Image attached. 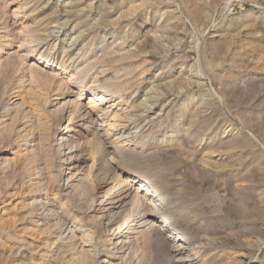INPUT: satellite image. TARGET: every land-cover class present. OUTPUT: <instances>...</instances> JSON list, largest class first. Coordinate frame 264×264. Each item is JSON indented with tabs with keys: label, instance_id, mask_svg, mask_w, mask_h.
I'll list each match as a JSON object with an SVG mask.
<instances>
[{
	"label": "bare ground",
	"instance_id": "6f19581e",
	"mask_svg": "<svg viewBox=\"0 0 264 264\" xmlns=\"http://www.w3.org/2000/svg\"><path fill=\"white\" fill-rule=\"evenodd\" d=\"M43 1L0 0V264H264V157L247 151L253 141L264 143L262 54L243 60L234 39L217 34L172 58L193 61L203 85L170 72L155 85L143 80L152 38L171 27L175 8L158 14L162 22L152 30L148 15L164 0H99L97 7L79 0L51 12ZM181 3L193 23L209 26L215 0ZM100 8L88 24L87 13ZM81 20L76 47L50 33L53 24L60 30ZM137 21L144 38L132 49L125 38ZM101 28L127 29L126 37L92 53ZM147 83L153 97L145 94V102H154L130 103ZM181 88L187 101L177 112L183 123H198L200 149L188 130L164 140L168 112L142 116L158 102L164 108ZM217 102L236 112L253 141L226 126ZM133 111L140 113L135 122ZM137 123L147 129L129 132ZM156 132L161 144L150 147ZM173 157L180 167L155 162Z\"/></svg>",
	"mask_w": 264,
	"mask_h": 264
},
{
	"label": "rangeland",
	"instance_id": "374dc122",
	"mask_svg": "<svg viewBox=\"0 0 264 264\" xmlns=\"http://www.w3.org/2000/svg\"><path fill=\"white\" fill-rule=\"evenodd\" d=\"M98 1L99 0H80V3L85 2V4H87V3L89 4V2H91V4L93 6L95 5L97 7L98 6ZM139 1L141 2V1H145V0H138V2ZM149 1L150 0H148V2ZM151 1L155 2V1H159V0H151ZM43 2H44L43 6L46 5L44 10L47 11L49 9L48 11L51 12V9L53 10L54 7H63L64 5H66V6L63 7L64 9H66V10L70 9L71 10L72 7L77 6L76 4H78L79 0H74V1H72V0H59V1L58 0H50L49 2H48V0H46V1L44 0ZM181 2H182V0L181 1L180 0H164V2L162 4H154V6L152 5L151 11H150L152 14L150 13L148 15V17L151 16L150 17V18H152L151 21H153L152 22L153 24L151 23V25H152L151 29L152 30L153 29L154 30L158 29L159 24L162 22V19H159V17H158V14L162 13V11H166V10L168 11V9L172 10L173 8H175L174 9L175 10V18H177V19H174V21H172V25H171L170 28H164L163 30H159L158 33L156 35H154V36H156V37H154L155 40L152 38V40H153L152 48L154 49V50L152 48L150 49L151 50V56H152L150 58V61L151 60L152 61L150 63L151 65L148 68L149 70L143 76V80L144 81L147 80V82L150 83L153 80H155V82H154L155 85L158 84V83L161 84L163 82L160 79V76H162L164 73L168 74V72H170L171 73L170 76H173V75L175 76L177 73H178V75H184V76L186 75V77L190 76V78L192 76H194L191 79L193 81H195L196 83L199 82L197 84L203 85L204 82H205V80L203 79L204 76H200V72H198L199 69L196 66V64L193 61H186V60H185V62L183 60V65H181V63H173V60L176 59L174 56L175 55L176 56H178V55L182 56L183 53H184L183 51H187V50H189V52L192 51L191 48H193L196 43L202 44V43H205V42H209L208 40H210L212 36H217V34L218 35L219 34H223L224 35L226 33L229 34L230 37L232 39H234L233 40L234 41V46L232 47L233 51H236L240 56L246 57V58H242L243 60L247 59V58L248 59L249 58L250 59H253V58L255 59V57L256 58L257 57H261V54L264 57V55H263L264 52H262V51H264V0H215V3H216L215 6L216 7L214 8L213 12L210 11V24L204 30L201 29L200 27H198L195 23H193L192 20H190L188 18V16L190 17V15L188 13L189 11H187L188 8L186 7V5H184V4L182 5ZM203 2L205 4H208L209 0H207V1L203 0ZM118 4H119V1H117L113 5V8H116V9L112 12L113 14L111 13L112 14V18H114L116 16H118V18H119V16L121 15L120 14L121 10L119 9V8H121V5H118ZM100 9L99 10L95 9L91 13H87L88 14L87 15L88 19H85V21L88 24L95 23V21L93 19L95 17H98V15L101 13L100 11H102V8H100ZM181 10H183V11H181ZM118 13H119V15H118ZM40 16L41 15H39L38 17L40 18ZM62 18H61L59 23H63V22L65 23L66 22L65 21L66 17L64 16ZM159 20H161V21H159ZM82 22H84V20L79 21L78 22L79 25H78V23L75 24V22L71 23L69 21V22H67V29L62 28L60 30L58 29L59 27L57 25L53 24V25H51L52 28L50 27L49 30H50V33L53 32L52 34L56 35L58 38H61V40H64L62 42V44L64 46H67V44L69 46L70 43L74 42L75 43V47H76V45H78V43L81 42L80 38L79 39H75V37L78 34L77 33L78 29L83 28L82 25H81ZM139 23L141 24L140 21H137L136 23H134L136 25H134L135 27L133 26V30L134 31H131L132 32L131 34H133L131 36V37H133L132 39H131V37H128V34H127V37H126L127 29H125V30L124 29L123 30H120V29L116 30L115 29V31L114 30H110L109 31L107 29H102V28L99 29L97 31V35H96L97 36L96 38H97L98 41H97L96 46H95L94 50L92 51V53L101 52L103 49L106 48L108 43L110 44L111 41H113L114 39L119 38L120 36L123 37L124 35L126 37L125 38L126 39V43L129 44V46L133 45V46H131L132 49L136 48V46H135L136 43H138L140 41V39L142 40V38H144L143 34H142V31L144 30V25L140 29L139 28V25H140ZM73 24H74V26H73ZM72 26L74 28H76L74 31H70L72 29ZM82 30H84V29H82ZM135 30H137V31L135 32ZM202 30L205 31V32H203ZM120 31H121V33H120ZM165 31H166V33H165ZM112 33H113V35H112ZM123 33H125V34H123ZM104 35L106 37L105 40H104L105 42L102 40ZM150 35H151V33H150ZM177 38L178 39L180 38V40H177ZM174 39H176V40H174ZM118 40H120V39H118ZM134 41H136L135 44L133 43ZM58 42H59V40H58ZM58 42H57V45L55 46V49L52 50V54H54L56 52H59V50H60L59 47L61 45ZM120 42H121V40H120ZM42 44H45V43H42ZM189 45H190V47H189ZM41 46H44V45L38 46L37 49H40ZM46 47L47 46L45 45V47H43L41 50L45 51ZM72 53H74V52H72V48H70V49L67 50L65 55H67V54L71 55ZM258 54H260V55L258 56ZM172 58H173V60H172ZM180 59H182V58H180ZM167 63H169V64H167ZM156 80H157V83H156ZM148 83L147 84H143L142 86H144V87L141 86L139 88L138 92L136 93L135 97L130 98L129 102L130 101L132 102L133 100L136 101L137 99H139V100H137L138 103L140 101H142L144 103H148V104L151 103L152 104L154 102L153 98L151 100L149 99V102L147 101V99L149 97H153L151 95L150 91H146L147 89H149L151 87V85L148 86ZM183 89L184 88H181L182 91L179 89V91H180V92L178 91L179 96L170 95V96L166 97L167 98V102H168L167 103L168 105L166 104L167 108H166V106L164 108L160 107L162 105H160V102H158V104H155V105H153L150 108L151 110H147L144 113L142 112V116L143 117H149V119H152V120H156L157 118L164 117L165 115L163 116V114L165 112L166 113L168 112L169 113V117L167 119V123L164 121L165 123L162 124L163 130L165 129V131H167L166 139H164V140L165 141L169 140V138H170V137H168L169 135H172V136L175 137L176 134H174V133H176V131H178V132L180 131L182 133V132H185V130H188V132L190 134L193 133L192 137L194 139L193 141H195V142L192 145L194 147H196V149H200L202 147V145H200V143H199L200 141L199 140L203 136H201V133H200V130H199L200 127L198 126V123L195 122L197 125L194 123L193 125H190V126L188 125V123L187 124L183 123L180 120L179 113L177 112V109L179 107H181V105H180L181 102H184V101L186 102L187 101V99H184V97H182V94L184 93ZM207 89H209V91H211V92L213 91V88L210 87V86H208ZM144 91H146V92H144ZM145 94H147L149 97L147 95H145ZM145 96L148 97V98H146L147 102H145ZM141 97H143V98H141ZM169 98L171 100H169ZM183 99H184V101H183ZM171 103H173V104H171ZM217 103H218L217 107H216V110L218 111L217 114L219 113L218 115H220L222 118H226L228 120L226 126H228V125L234 126L235 128H237V130L239 129V131L241 133H243V135L246 138V140H251L253 135H255V133L250 131L249 129L245 128V126L243 124H241L242 121H240L241 119H239V117H237L236 112L234 110L227 109L221 102H217ZM138 111H135V113L133 111L132 114L134 115V117L132 116V114L130 115L131 122L132 121L135 122L137 120L138 114L140 115V113ZM136 112H137V114H136ZM175 118L178 121L176 126H174V124H173L174 120H176ZM142 125L143 124H138V123L137 124H130L129 125L130 127L128 128L129 132H132L134 134H138L139 132H144L147 128H145L143 130V126ZM198 130H199V132H198ZM199 133H200L201 137L198 135ZM154 134L155 135H153L152 137L148 138L150 147H154V146L156 147V146L161 144V140H162V135L161 134L162 133L156 132ZM204 138L205 137H203V140H204ZM253 140H254V138L252 139V141ZM260 143L264 146L263 142H260ZM245 144H247V141L245 142ZM262 145H260L259 143L257 144L256 141H253V143H251L248 146V150L247 151L248 152L252 151L253 154H255L257 156L260 155L259 157H261L263 155V157H264V148H263ZM193 151H194V149H189V152H190V154H188L189 159H191L190 156H192V155H193L192 157L195 156L194 155L195 151L194 152ZM248 157L249 156H247L245 158V156H244V158L241 159V162H244V163L248 162L249 159H250V157L249 158ZM173 159H174V157L172 159L171 158H163V159L161 158V159H159V161L157 160L155 162H156V164L158 163L157 165H159L158 166L159 168L161 167V164H166V165H163L166 168L169 165L171 166V168H173L174 166L175 167L176 166L180 167V164L178 165L179 162L177 161V159H175V161H173ZM193 159L194 158H192V160ZM196 195H197L198 198L201 197L200 198L201 200L205 198L204 192L197 193ZM263 199H264V194H263ZM263 247H264V245H263ZM256 257L257 256H255L254 259H256ZM245 260L248 261L249 259L246 258Z\"/></svg>",
	"mask_w": 264,
	"mask_h": 264
}]
</instances>
